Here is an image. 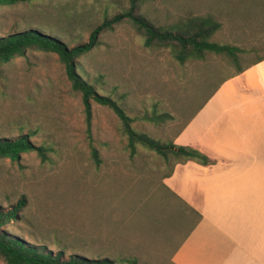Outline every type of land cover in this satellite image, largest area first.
Returning <instances> with one entry per match:
<instances>
[{
	"label": "rangeland",
	"instance_id": "obj_1",
	"mask_svg": "<svg viewBox=\"0 0 264 264\" xmlns=\"http://www.w3.org/2000/svg\"><path fill=\"white\" fill-rule=\"evenodd\" d=\"M128 5L129 0L2 4L0 37L39 29L74 46L85 42L104 16ZM140 12L156 25L210 14L221 24L212 40L244 51L238 64L213 52L180 64L167 49L145 47L135 28L122 21L101 31L97 45L76 59L96 91L134 118L137 131L172 140L226 77L264 56V0H149ZM153 110L173 119H142ZM28 133H34L33 143L52 150L46 161L34 150L18 161L0 158V208L25 201L7 232L34 246L65 248L67 254L123 251L141 263L169 264L174 244L148 240L144 233L147 206L160 199L168 167L141 146L130 156L118 116L93 100L88 132L81 94L51 51L28 50L0 65V138ZM90 143L99 165L91 159ZM0 264L5 263L0 259Z\"/></svg>",
	"mask_w": 264,
	"mask_h": 264
},
{
	"label": "crops",
	"instance_id": "obj_2",
	"mask_svg": "<svg viewBox=\"0 0 264 264\" xmlns=\"http://www.w3.org/2000/svg\"><path fill=\"white\" fill-rule=\"evenodd\" d=\"M172 140L213 162L175 164L147 208L174 244L168 263L264 264V59L226 77Z\"/></svg>",
	"mask_w": 264,
	"mask_h": 264
},
{
	"label": "trees",
	"instance_id": "obj_3",
	"mask_svg": "<svg viewBox=\"0 0 264 264\" xmlns=\"http://www.w3.org/2000/svg\"><path fill=\"white\" fill-rule=\"evenodd\" d=\"M23 1L29 2L32 0H0V5ZM146 1L149 0H129L127 8L111 17L104 16L103 20L90 30L87 40L74 46H69L56 36L47 34L39 29L23 30L0 37V65L16 56L25 55L28 50H43L55 53L64 66L72 89L81 94L88 132L91 118V101L93 100L109 107L118 116L123 133L126 136V149L129 151L130 156L136 153L137 146H141L154 152L162 159L164 165L168 167L162 176L164 178L171 174L174 165L177 163L192 160L202 165H208L213 160L190 146L176 145L173 140H161L147 133L137 131L132 126L134 118L129 116L115 100L96 91L95 85L83 76L82 69L76 63V59L97 45L98 34L101 31L112 28L115 24L122 21L129 22L135 28L142 37L145 47L167 49L180 64H184L189 59L201 60L206 52L226 54L235 64H238V53L244 51L236 46L220 44L212 40L213 35L221 26L220 22L212 15H193L167 25H156L140 12L141 4ZM263 59L264 56H259L248 66ZM246 67H238L237 73L242 72ZM142 119L154 123H162L172 120L173 116L167 112L153 110L149 114L146 113ZM33 134L28 133L13 138H0V158L18 161L22 153L34 150L42 161H46L52 148L45 144L36 145L33 143L30 140ZM89 151L93 162L99 165L101 162L100 155L91 143L89 144ZM24 202V197H22L7 208H0V259L5 264H147L141 263L138 256L134 253L123 251H117L113 256L105 251L95 255L76 252L67 254L65 248L53 251L48 249L46 245L34 246L29 244L4 229L16 217L17 212L24 206ZM148 211L144 233L147 235L148 240L160 241L154 230L147 226V221L153 219V211L151 209ZM149 230L150 232L148 233ZM162 241L167 244L170 242V237L165 236Z\"/></svg>",
	"mask_w": 264,
	"mask_h": 264
}]
</instances>
